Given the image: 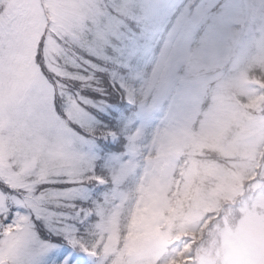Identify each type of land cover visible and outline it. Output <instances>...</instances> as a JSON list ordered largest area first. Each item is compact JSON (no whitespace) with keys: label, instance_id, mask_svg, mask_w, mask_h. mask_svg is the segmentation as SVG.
<instances>
[{"label":"snow or ice","instance_id":"6c2138e0","mask_svg":"<svg viewBox=\"0 0 264 264\" xmlns=\"http://www.w3.org/2000/svg\"><path fill=\"white\" fill-rule=\"evenodd\" d=\"M216 6L87 0L70 11L53 8L38 39L30 3L0 15V119L7 120L0 135V264H112L106 244L87 242L90 221L102 214L101 197L91 192L112 181L97 171L101 142H119L129 120L150 119L143 108L130 114L134 94L126 85L155 37L182 22L199 25ZM233 9L225 5L216 24L227 28ZM53 45L60 51L50 55ZM6 100L12 103L5 111ZM69 207L75 211L62 210ZM37 222L61 242L43 240ZM149 255L130 251L120 264H145Z\"/></svg>","mask_w":264,"mask_h":264},{"label":"clouds","instance_id":"9594fccd","mask_svg":"<svg viewBox=\"0 0 264 264\" xmlns=\"http://www.w3.org/2000/svg\"><path fill=\"white\" fill-rule=\"evenodd\" d=\"M180 2L196 7L202 0ZM225 5L240 10L230 32L216 24V14ZM257 40L264 42V11L255 12L248 0H217L216 8L199 25L182 22L171 41L163 34L160 46L163 49L167 44V50L159 61L157 77L148 74L134 82L137 89L145 88L152 95L148 100L138 91L129 109L131 114L143 106L153 115L137 139L139 166L147 171L149 180L158 178L169 186L175 180L176 190L169 197L173 204L189 196L185 203L193 206L190 224L181 228L182 222L177 221L170 233L165 230L164 239L148 245L153 252L145 264L180 260L177 249L184 244L191 249L183 253L186 264H201L200 258L204 264H264V106L258 121L250 122L253 96L243 91L256 88L257 81L264 82V66L240 63L244 43ZM160 72L165 73L163 83ZM256 91L264 95V84ZM220 127L229 131L217 141L214 137ZM197 166L199 175L194 173ZM207 170L213 174L208 175ZM124 188L131 209L135 192L130 185ZM110 190L111 185L105 192ZM67 203L82 206L78 201ZM113 203L110 197L107 204L101 201L104 216L90 221L89 244L103 245L101 240L108 238L109 233L99 226L108 223ZM88 208L96 210L95 205ZM130 223L126 214L120 222L122 238ZM182 232H195V240ZM123 246L122 239L121 249Z\"/></svg>","mask_w":264,"mask_h":264},{"label":"rangeland","instance_id":"374dc122","mask_svg":"<svg viewBox=\"0 0 264 264\" xmlns=\"http://www.w3.org/2000/svg\"><path fill=\"white\" fill-rule=\"evenodd\" d=\"M22 0H0V15H4L10 11V5L14 8L16 5L21 3ZM23 2L30 3L33 6L31 12V21L30 29L35 38L38 39L40 32H42L46 26V23L49 24V21L55 18L53 13V8L57 11L61 10H71L74 4H81L87 2V0H23ZM162 3V0H160ZM217 3V0H216ZM248 3L251 4V2ZM49 5L50 10L47 12L44 11L43 6ZM48 7V6H47ZM48 7V8H49ZM239 8L233 9V17L239 13ZM233 27V20L230 22L227 28H223L225 32H230ZM173 32L167 33L168 40L173 39ZM165 34V33H164ZM161 36L157 35L152 43V52L146 58V62L143 63L137 73L134 74L133 78L139 80L145 79L148 74H151L152 77H157L160 64L159 61L163 60L165 57V52L167 50V44L164 45V48H161ZM50 55H55L59 53L54 45L50 47ZM243 57V58H242ZM240 63L248 67L251 66H264V42L259 40L257 41H247L243 45V50L240 58ZM159 76L161 82L165 76L164 72H160ZM246 78L242 80V85L246 83ZM264 82L257 81L256 88H259ZM256 88H243L245 94L251 95L256 91ZM140 91L144 92L146 99L151 100V93L145 89L140 88ZM94 98L93 94L89 93ZM97 95V94H96ZM12 101L6 100L5 111L8 107L11 106ZM141 108L148 110L150 112V119L147 121H134L129 120L124 129V135L127 137V141L123 150L112 151L107 154L103 166L106 170L109 171L110 176L114 179V186L110 192H107L105 195L95 194L93 190L91 195L93 197H101V201L104 204L109 203V197L111 201L115 203L112 204V215L108 223L101 224V227L104 231L109 233L106 240H101V244H106L109 249V255L114 256L112 264H120L121 261L127 258L130 251L143 250L150 253L153 252V249L149 248L148 245L154 240H162L165 238L166 233L171 232L173 221L178 218V210H174L173 215L169 216L168 210L172 207V201L169 199L171 192L175 191V180L171 186L164 184L158 178L149 180L148 173L146 170L141 169L136 158V147L137 139L140 137L143 129L151 122L153 115L151 110L146 109L141 106ZM252 109H250L251 111ZM261 115V110L255 109L254 115H249L248 119L250 122L255 124ZM7 120L0 119V135L3 134V130L6 126ZM136 125L135 131L132 132L133 126ZM229 129L226 127H220L217 129L214 139L219 141L223 136L227 135ZM218 147V144H217ZM102 156V151H101ZM99 165V163H98ZM194 173L199 175L201 174V169L197 166L194 168ZM208 175H212L211 170H207ZM139 176V178H137ZM138 182L134 186L135 181ZM130 181V182H128ZM132 186V190L135 192V199L131 200L132 207L131 209L127 208L129 204L130 197L125 191L124 186ZM183 201L178 200L177 206H182ZM198 206V205H197ZM193 206L189 205V208L185 209L182 216L180 227L183 228L185 225L190 224L193 220ZM102 214H98V218L104 216V208L101 204ZM127 218L131 220V223L127 227V236L121 237L120 235V222L121 219ZM38 230L40 231L41 238L47 240L52 238V235L45 232L47 239L42 236L43 225L40 222H37ZM45 230V229H44ZM124 241L123 249H121L120 244L121 240ZM49 240V239H48ZM61 237L54 236L51 241L53 243L61 242ZM186 259L183 260L180 264H185ZM201 264H204L203 258H201Z\"/></svg>","mask_w":264,"mask_h":264},{"label":"trees","instance_id":"16d2710c","mask_svg":"<svg viewBox=\"0 0 264 264\" xmlns=\"http://www.w3.org/2000/svg\"><path fill=\"white\" fill-rule=\"evenodd\" d=\"M251 96H253V101H254L252 105H254L255 107H259L260 103H261V100L263 99V97H262L263 95H260L259 93H257V91H254V93ZM252 109H254V108H252ZM137 182H138V179H137V181H135L134 186L136 185ZM188 199H191V197L186 196L185 200H188ZM185 200H183L182 206H179V205L177 206V202H178V200H177L175 204H172V207H170V209L168 211L169 212V216H172L174 210H176V209L178 210V218L176 219V221L175 220L173 221L172 228L176 227V222L177 221H181L182 220V216L184 214L185 209L189 208V205H186ZM182 234L189 235V234L183 233V232H182ZM190 250L191 249H190L188 244L182 245L181 249H177V252H180V254H181L180 260L173 261L172 264H178L179 262H181L185 258L183 253L187 252V251H190Z\"/></svg>","mask_w":264,"mask_h":264}]
</instances>
